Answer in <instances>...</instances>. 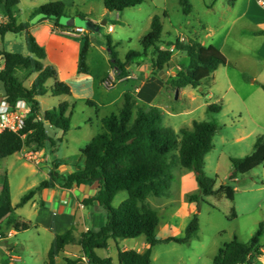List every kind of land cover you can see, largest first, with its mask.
<instances>
[{
  "label": "trees",
  "instance_id": "obj_1",
  "mask_svg": "<svg viewBox=\"0 0 264 264\" xmlns=\"http://www.w3.org/2000/svg\"><path fill=\"white\" fill-rule=\"evenodd\" d=\"M234 1V0H232ZM145 0H103L108 12L122 13L128 8L138 7ZM20 0H0V11L7 19L0 27V36L7 34H24L25 43L30 53L24 56L18 53L0 51V60L4 66L0 70V86L10 104L19 100L27 101L31 106L26 126L20 133L6 132L0 134V161L21 152L24 148H45L52 140L48 136L46 123L68 132L71 128L69 119L65 118L69 109L74 108L69 102H64L53 110L41 113L38 97H59L71 95L69 85L57 81L53 88L47 87L50 79H56L57 73L53 67H45L43 60L46 50L39 44L29 30V23H19L16 11ZM184 15L192 13L191 0H180ZM33 15L44 18L58 19L68 17L67 8L61 2L41 6L33 11ZM83 19L87 15L81 12L75 14ZM57 26V25H56ZM64 28V27H60ZM163 22L156 15L152 19L151 30L141 40L142 52L130 51L125 62L121 61L108 37L110 62L118 71V79L127 76V64L139 62L141 57L147 59L152 49L154 57L150 60L152 72L159 76L161 71L167 74L172 61L180 70L175 76L162 79L165 87L172 90L210 88L213 85V73L227 64L226 56L216 47H206L196 41L175 43L168 42L169 49L162 50ZM90 40L85 38L79 61V73L88 74L87 64ZM173 49V50H172ZM183 53L185 56L175 54ZM33 74H38L30 88L25 86V80ZM161 79V77H160ZM164 87V88H165ZM222 105H209V114H219ZM104 132L98 134L82 151L86 158L83 166H76L70 175L61 174L59 164L55 162L49 172V178L38 187L24 195L18 207L25 206L41 190L53 189L59 186L64 189L98 184L96 197L84 200V205L98 204L107 214L105 225L99 231H87L76 237L73 231L56 235L48 252L47 264H57V258L71 245H78L82 255L76 259L65 258L66 264H152L153 247L163 242L188 243L197 237L199 232L198 216L195 214L186 227L182 239H158L157 228L159 216L150 208L146 201L150 196L167 197L173 186V168L179 163L183 168L195 172L200 195L190 196V202L199 203L203 197H215L234 201L235 189L232 183L239 176L245 175L264 164V140L257 139L253 154L244 159H231L233 171L229 182L214 189L215 181L205 174L206 156L213 150V139L222 129L217 122L194 121L192 129H182L178 134L173 128L164 125V113L158 106L137 105L130 93L124 94L123 106L117 114H112L103 120ZM178 151V155L172 153ZM126 191L128 198L118 208L113 202L118 193ZM12 206L11 187L6 172H0V217L5 216L6 209ZM231 215L236 216L235 209ZM12 220V219H11ZM12 224V222H11ZM16 231L25 230V225H14ZM144 236L148 247L143 252L127 250L118 252L117 263L112 258H102L97 251L108 249L111 240L136 239ZM264 236V225L248 243L241 242L237 237L221 248L214 258V264H252L263 255L259 245Z\"/></svg>",
  "mask_w": 264,
  "mask_h": 264
},
{
  "label": "rangeland",
  "instance_id": "obj_2",
  "mask_svg": "<svg viewBox=\"0 0 264 264\" xmlns=\"http://www.w3.org/2000/svg\"><path fill=\"white\" fill-rule=\"evenodd\" d=\"M54 2L64 4L68 17L51 19L53 24L59 23L64 30L82 28L85 36H90L89 32H91L93 35L91 34L90 37L96 46L99 42L106 43L107 36L104 33L110 25H113L116 32L108 36L115 43L120 44L116 52L121 58H126L125 55L130 51L142 52L141 40L150 32L152 18L156 15L161 16L163 20V41L159 44L162 50L169 49L167 41L175 43L178 40L182 41L185 37H191L204 43L206 47L218 48L227 59L229 58L226 66L214 72L215 85L212 88H206L203 92L196 90L195 97L190 96L191 88H188L183 96L180 92L177 95L175 90L167 94L170 88L165 87L160 97H155V90L150 88L147 99L152 104L151 106H164V125L173 128L178 134L182 129H192L194 121L217 122L222 126L213 139V150L205 159V174L215 181V190L229 182V176L233 171L231 159H244L251 156L256 140L260 137L264 140V99L260 98L244 105L237 94H247L240 87L244 84L243 71L253 73L252 69L248 68L250 66L248 62L238 60L239 45L246 43L249 46L247 51L251 53L256 47L255 40L250 36L254 29L253 24L247 18L242 17L246 10L252 12L258 10L253 0H234V2L232 0H191L193 10L190 15L182 13L179 0H145L141 6L126 9L124 11L125 20L119 21H116L115 12L106 13L107 15L102 18L101 14L105 9L103 0H20L16 18L21 23L31 25L44 18L42 15H33V11ZM78 11L83 14L90 12L92 18L106 21V25L97 26L90 20L76 16ZM165 12L168 13V18L163 17ZM3 50L24 56L30 55L24 34H8L4 38L0 36V51ZM175 54L183 57L180 53L175 52ZM153 58L155 57L151 49L147 59L141 57L139 63L150 64ZM3 66L4 62L0 60V70ZM131 69L137 75L135 65ZM168 70L171 74L178 72L177 63L172 61ZM152 74L160 78L153 72ZM19 75L25 80V86L29 87L28 82L32 80L31 77L26 80L22 73ZM108 77H114L113 71ZM94 79V76L88 78L89 82H93ZM228 79L236 85L237 92L229 89ZM123 86L126 85L123 84ZM119 89L120 86L116 90ZM2 90L0 86V92ZM50 98L43 99L44 108L55 105V99ZM72 103H74L72 115L65 116L73 126L68 137L57 128L46 125L49 136L56 142L55 155H60L59 161L63 166L66 163L65 156L84 149L86 143L84 131H78L75 125L84 126L82 118L84 111L90 109L89 104L80 98L73 99ZM209 105H222V110L216 115L209 114L207 112ZM21 152L23 155V151ZM172 155L177 156L178 151H174ZM36 168L35 164L24 158L21 159L19 153L0 161V172L4 171L8 175L15 204L19 203L22 196L32 187L44 181L45 176L42 172H33ZM62 168L63 171L72 169L71 166ZM172 174L174 180L169 196L160 198L150 196L146 201V204L159 216V226L156 231L158 237H163L161 230L165 229L168 234L167 239L184 238L186 227L195 214L198 216L200 229L197 237L188 243L163 242L153 247L152 264H214V258L219 250L233 241L235 237L243 243H248L259 230L260 224L264 225V164L248 174L239 176L235 183H232L235 189L234 201L225 197L222 199L203 197L199 203L190 202V196L200 195L195 172L183 168L178 163L173 168ZM64 175H70V172ZM127 198L126 191L118 193L113 207L118 208ZM38 203V210L46 216L45 224L21 230L13 239L7 237V228L11 227V221L2 222L4 218L0 217V233L4 235L0 246L5 247L11 243L9 248L13 252L12 257L19 258L15 262L9 260V264H47L53 237L62 230L57 225V219H52L50 215L54 209L53 206L48 204L43 207L40 205V200ZM233 208L236 212L235 217L231 215ZM20 215L27 219L28 215H31V220H36V214L31 207L21 209ZM88 223L91 224V220L88 219ZM52 226L54 230H51ZM142 239L144 240V237ZM142 239H122L118 244L111 241L108 249L97 251V253L100 257L112 258L117 263L118 247L129 245L137 250ZM259 245L262 247L263 255L258 256L252 264H264V236L260 238ZM81 255L80 246H68L65 252L57 258V264H66L65 258L76 260ZM86 263L84 261L80 264Z\"/></svg>",
  "mask_w": 264,
  "mask_h": 264
},
{
  "label": "crops",
  "instance_id": "obj_3",
  "mask_svg": "<svg viewBox=\"0 0 264 264\" xmlns=\"http://www.w3.org/2000/svg\"><path fill=\"white\" fill-rule=\"evenodd\" d=\"M192 10H193V6H192ZM106 13H113V12H108L105 8L104 12L101 14L102 18L107 15ZM115 13L117 15L116 21L125 20L124 19L125 12L122 13L115 12ZM86 15H87L86 19L90 20L93 24L97 26L106 25V21L92 18L91 17L92 14L90 12L86 13ZM163 17L168 18V13L165 12ZM242 17L247 18L253 24L254 29L251 31L250 36L255 40V44H256L253 53L247 51L249 50V46L246 45V43H244V45H239L238 60L242 62L243 61L248 62L250 64L248 68L249 70L251 68L252 69L251 72H253V73H248L246 71H243L244 84H241L240 87L243 89L244 92H247V94L239 95V93H237L240 98V101L244 105H246L249 102L252 103L260 98L264 99V11L261 10L259 7L258 10H254V12L250 10H246L243 12ZM29 26H30L29 27L30 32L34 35V37L37 39L39 44L43 46L46 50V58L43 60L44 66L53 67L57 73V78L50 79L47 82V87L53 88L57 80L69 85L71 88V95H63L59 97H52V96L38 97L37 100L40 103L41 113L44 114L47 111L58 108V106L64 102H69L71 105H74V103H72L73 99L80 98L86 100L88 102L87 104H89L90 109L88 111H84V115L82 118L84 126L81 127L80 125H75V128L78 131L80 132L84 131V138L86 139L84 149L88 144L91 143V141L98 134L104 132L103 120L112 114H117L119 110L122 108L125 93H130L132 97L135 99L137 105H143L147 107L152 105L149 101H147V99L149 98L148 91L150 88H153L155 90L156 92L155 97L162 96V93L165 91L164 90L165 83L162 81V78L160 79L154 76L152 74L151 65L145 62L142 63L135 62L134 64L133 63L127 64L126 65L127 76L118 79L114 84V86L112 87L105 86L104 82L106 81V78L109 79L110 77L108 76L110 75V72L114 70L110 62V55L108 49V37H109L108 35L112 36L116 32V29L114 28L113 25H110L113 26V31H109V27H110L109 26L106 32L104 33V35L107 36L106 43L99 42L98 46L95 45L94 41L90 37L92 34L91 32H89L90 36H85V34L83 36L66 35L64 34V28H60L62 26H60L59 23L53 24L52 20L49 18H41L37 22L32 23L31 25L29 24ZM86 37H88L90 40V49L87 59L89 73L81 74L79 73V61H80V54L82 51L83 43ZM111 41H112V45L116 46V48L118 45H120L119 43H115V41L113 40ZM188 41H196L200 43V41L196 39H192L191 37H185L182 39V42H188ZM168 42L171 41H167L166 43ZM201 44L204 45V43ZM180 54H182V56H185V54L183 53ZM118 57L121 61L125 62L124 59L126 58H121L119 55ZM228 59H227V64H228ZM133 65H135L137 69V75L134 74V72L131 69ZM177 69L180 70V67L177 66ZM175 74L176 73L171 74V72L168 70L166 75L168 78L169 76H175ZM37 76L38 74H33L31 76L32 80L28 82L29 85L28 88L32 86ZM90 76H94L95 79L93 82H89L88 78ZM213 77H214L213 85L210 88H212L215 85L216 78L214 73H213ZM100 83L101 85H99ZM123 84H125L126 86H123ZM228 84L230 90L237 92L236 91L237 87L232 82L231 79H228ZM119 86L120 89L116 90ZM188 88H191L190 96L192 97H195L194 92L196 90L198 92H203L204 90H206V88L205 89L202 88V90H199V89H193L192 87H187L182 90H175V92L178 91L181 93V95L185 96V92L187 91ZM78 91L81 93H79ZM167 92H168L167 94L172 93V89H169ZM49 97L55 99L56 101L55 105H52L51 107L48 108H44L43 99ZM158 107L164 110V106L160 105ZM72 112H73L72 108L69 109L68 112L66 113V116H71ZM46 125L49 124L46 123ZM49 127H53V126L50 124ZM72 128L73 126L71 125L70 130L66 133L60 129L58 130L61 133H63L64 136L68 137V134L72 131ZM47 133L49 136L48 129H47ZM56 135L59 138L57 132ZM84 149H79L76 152H71L67 154L65 156L66 163L63 166L62 163L59 161L60 155L58 154L55 155L57 146H56V142L52 140L51 143L46 144L45 148L37 149V151L40 153L42 157V163L36 166L37 168L33 169V172L36 171L42 172V174L45 176L44 179L45 181L49 178V172L51 171L53 164L57 162L60 165L59 171L61 174H66L68 172H70L71 174L74 172L76 166H83L85 164L86 158L82 154V151ZM19 154L21 155V159H23L22 152H19ZM68 166H71L72 169L63 171L62 167L68 168ZM42 182L36 184L29 191L38 187ZM9 183H10L11 195H12V185L10 181ZM98 187H99L98 184L95 183L93 185L74 187L72 189H64L59 186H56L53 189H44L39 191L34 196V198L23 207H18L20 202L15 204L12 197V206L6 209L5 212L4 211L1 212V214L6 213L5 216L2 217L4 218L2 222H6V221L12 222L11 227L7 229L8 232L9 231L14 232L15 234L14 237L16 236L17 232H20V231H16V229L14 228L15 224L25 225L26 229L33 226L39 227L41 225H44L46 222V216L43 214V212L38 210L39 207L38 201L40 200L41 206L45 207V205L49 204L52 205L54 208L50 215L52 219L53 218L57 219V225L62 230L60 233L55 234L54 237L56 235H63L69 231H73L76 237H79L82 233L87 232L89 230L95 232L99 231V229H101L106 223L107 220L106 211L98 204L89 205V206L84 205V200L97 196ZM26 207H31L34 210V213L36 214L35 221L31 220V215H28L29 216L28 219L27 217L25 218L22 215H20V210ZM189 207L190 206H188V208ZM88 219L91 220V224L88 223ZM51 230H54L53 226L51 227ZM161 236L163 237L159 238L157 235L158 239L167 238L166 236H168V234L165 229L161 230ZM142 237L144 236L138 237L134 240L142 239ZM111 241L109 242L108 248L111 245L110 244ZM141 241L142 242L140 247H138V249L135 250L137 252H143L148 247L145 237L144 240L142 239ZM115 243L116 244L121 243V240ZM10 245L11 243H9L5 247L0 246V264H9L8 261L9 260L11 261L13 252L10 250L11 248H9ZM119 250L127 251L134 249H132V247L128 245L122 248L118 247V252Z\"/></svg>",
  "mask_w": 264,
  "mask_h": 264
},
{
  "label": "built area",
  "instance_id": "obj_4",
  "mask_svg": "<svg viewBox=\"0 0 264 264\" xmlns=\"http://www.w3.org/2000/svg\"><path fill=\"white\" fill-rule=\"evenodd\" d=\"M256 5L264 11V0H254ZM7 19L2 11H0V27L6 24ZM109 31H113V26L109 27ZM64 34L70 36H83L85 31L82 28H73L64 30ZM173 50V49H172ZM114 77H110L104 84L107 87H112L118 80V71L113 70ZM31 113V106L27 101L19 100L15 104H10L4 92H0V134L6 132L20 133L24 130L29 114ZM23 158L38 166L42 163V157L36 148H24ZM14 232L9 231L8 238L14 237ZM4 239V235L0 233V241ZM19 260L18 257H12L11 261Z\"/></svg>",
  "mask_w": 264,
  "mask_h": 264
},
{
  "label": "water",
  "instance_id": "obj_5",
  "mask_svg": "<svg viewBox=\"0 0 264 264\" xmlns=\"http://www.w3.org/2000/svg\"><path fill=\"white\" fill-rule=\"evenodd\" d=\"M164 73H165L164 71H161V72L159 73V76H160L162 79H166V78H167V75L164 74ZM201 90H202V88H201ZM177 95H178V91H177ZM47 124L50 125V122H47Z\"/></svg>",
  "mask_w": 264,
  "mask_h": 264
}]
</instances>
